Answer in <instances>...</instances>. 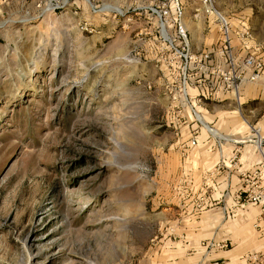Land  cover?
<instances>
[{
  "label": "rangeland",
  "instance_id": "374dc122",
  "mask_svg": "<svg viewBox=\"0 0 264 264\" xmlns=\"http://www.w3.org/2000/svg\"><path fill=\"white\" fill-rule=\"evenodd\" d=\"M163 2L180 6L191 50L212 53L210 70L229 60L218 54L225 45L210 8L232 25L234 58L248 43L237 33L249 31L264 63V0L154 4ZM148 5L0 0V264L262 263L251 251V225L264 234L259 216L208 211L219 174L198 159L210 158L212 131L234 139L221 140L225 151L254 144L264 94L247 101L242 92L264 87V69L238 94L208 73L215 94L195 115L188 99L202 92L198 74H186V95L183 64ZM200 135L198 155L187 157ZM230 161L238 167L236 155Z\"/></svg>",
  "mask_w": 264,
  "mask_h": 264
},
{
  "label": "built area",
  "instance_id": "2783aa9c",
  "mask_svg": "<svg viewBox=\"0 0 264 264\" xmlns=\"http://www.w3.org/2000/svg\"><path fill=\"white\" fill-rule=\"evenodd\" d=\"M148 9L158 16L160 22V37L164 43H167L171 49L172 59L176 63L183 64L184 68V86L183 91L188 95L187 90V73L196 70L198 74L197 82L200 84L202 92L199 96H194L192 99H188V104L195 115H197V107L202 105L204 98L209 95L215 94L213 88L207 89V74H212L213 78L217 81L219 88H223L229 91L239 93L241 86L246 82H257L260 79L261 71L264 69V63L262 59L258 57L256 51H258V44H250L252 35L249 31L238 32V39L241 42L246 43V55L241 58L240 56L234 58L232 48L233 37L231 35L232 25L231 23L214 8H210L208 12H213L216 17L217 24L219 26L221 40L224 43V48L218 53L220 56L227 55V63L214 64L216 67L209 69L208 63L212 64V53L203 51L199 54L194 53L189 45L188 36L183 30L180 23V17L182 16V9L179 5L177 7H171L169 4L163 2L160 5L154 4L158 0H148ZM95 10L94 5H92ZM178 10L174 16L173 10ZM96 11V10H95ZM207 11V9H206ZM174 29L171 31V29ZM87 29V27H85ZM250 46V49H249ZM226 67V68H225ZM191 76V74L189 75ZM191 85V84H190ZM191 87V86H190ZM200 124H204L199 120ZM256 131L255 143L260 152V160L251 170H245L242 173L243 185L245 186L241 194L246 200L252 204L259 205L261 207V213L257 222V227L260 231L264 232V135L260 132V129ZM197 138L192 139V144L197 143ZM263 224V225H262ZM258 258V256H255Z\"/></svg>",
  "mask_w": 264,
  "mask_h": 264
},
{
  "label": "crops",
  "instance_id": "0c3cea01",
  "mask_svg": "<svg viewBox=\"0 0 264 264\" xmlns=\"http://www.w3.org/2000/svg\"><path fill=\"white\" fill-rule=\"evenodd\" d=\"M249 89H251L250 93H247ZM242 93L247 101L255 100L257 98H260V96L264 94V87H262V85L260 84H253L251 85V87L247 85L246 87H244V91ZM229 95L234 96V94L231 93L228 94L227 97H229ZM234 99L237 101L235 97ZM238 102L240 103V101ZM259 129L261 133H264V129L262 127H260ZM249 135L250 137H253L254 133H250ZM201 138L202 136L200 135L197 139L196 144H190L191 148L187 150V157H189V153L191 155V152L194 153V155L196 153L198 155V152L195 151V147L199 146ZM207 139L214 141L213 145L209 147L208 151L206 149V153L204 154V156L207 155V157L210 158H207V160H205L204 158L201 159L200 157V159H198V168L202 166L205 167L207 164V171H216L217 175L219 174L218 180L211 181V183H209L210 187L216 189V196H214L213 198L210 197L207 201L208 211L217 209V213H219L220 217L222 216V213L225 217H227V214L230 213L238 217L241 216L243 218H246L248 219V222L251 223L253 221H256V217L260 216L261 207L259 205L249 203L243 195H240L238 193L240 189V180L238 174L239 169L251 170L258 163V161L260 160V152L258 147L256 146L255 142L254 144L249 142L243 143L244 140H237L234 144L236 146L234 148L232 146L233 149H231L230 151H225L223 149L224 145L222 144L221 140L223 139L226 141L225 143H227V141L230 142L234 139L232 137H229L228 135L224 136L222 134H218L215 131L208 133ZM217 140L219 142H217ZM184 154L186 155V153ZM234 155H236L238 158V167H235L234 164H231L232 162L230 160ZM229 172L231 173L230 179H228ZM225 192H228V196ZM236 192L237 194L229 195V193L233 194ZM251 229V251L257 253L258 255L260 254L263 257L261 258L262 263L255 262V260L252 259V264H264V234L260 235V232L257 233V231L253 228V225H251ZM246 230L249 231L250 228Z\"/></svg>",
  "mask_w": 264,
  "mask_h": 264
}]
</instances>
